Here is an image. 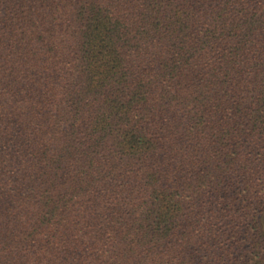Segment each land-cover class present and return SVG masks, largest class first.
I'll return each instance as SVG.
<instances>
[{
    "label": "trees",
    "instance_id": "obj_1",
    "mask_svg": "<svg viewBox=\"0 0 264 264\" xmlns=\"http://www.w3.org/2000/svg\"><path fill=\"white\" fill-rule=\"evenodd\" d=\"M0 264H264V0H0Z\"/></svg>",
    "mask_w": 264,
    "mask_h": 264
}]
</instances>
